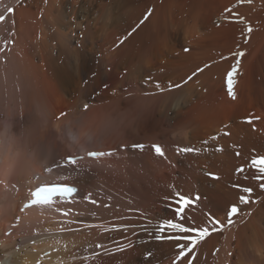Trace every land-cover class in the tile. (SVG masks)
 <instances>
[{
    "label": "bare ground",
    "instance_id": "bare-ground-1",
    "mask_svg": "<svg viewBox=\"0 0 264 264\" xmlns=\"http://www.w3.org/2000/svg\"><path fill=\"white\" fill-rule=\"evenodd\" d=\"M0 15V122L15 140L0 143L2 264L4 253L11 264H264V178L249 167L264 156V0H1ZM237 58L233 100L227 77ZM206 64L180 89H155ZM250 115L259 119L244 122ZM133 143H159L166 156ZM80 150L116 155L56 167ZM44 182L79 191L18 213L28 189ZM178 191L199 196L183 221L174 216ZM173 218L223 227L195 245L157 241L155 226Z\"/></svg>",
    "mask_w": 264,
    "mask_h": 264
},
{
    "label": "snow or ice",
    "instance_id": "snow-or-ice-1",
    "mask_svg": "<svg viewBox=\"0 0 264 264\" xmlns=\"http://www.w3.org/2000/svg\"><path fill=\"white\" fill-rule=\"evenodd\" d=\"M241 2H243V0H241ZM250 2V0H249ZM14 11L13 8L8 7L7 8V12L8 13H12ZM226 12H231V9H226ZM151 14V11H149L148 14L145 15L144 19L140 21V24H143L145 20L148 19V16ZM5 20V16L0 15V22H3ZM140 25H137V28ZM136 29H133V32ZM253 31V29L249 26L247 28V32L250 34ZM132 33H129L128 35H131ZM120 43H123V41L121 40ZM184 52H188L190 51V49L188 48H184L183 49ZM237 57H242L244 55L243 52H238L235 54ZM240 64V60L237 58L235 65H233L232 67V71L228 73V77H227V83H228V88H227V92L230 98H232L233 100L236 99V93L233 90V83H234V78H233V74L236 73L238 66ZM207 67H209L207 64L204 65L203 68H197L196 71H194L191 75L187 76L186 79H184L182 82H176V83H172L169 82L168 85H162L160 82H156L155 83V89L158 90L159 93H164L173 89H180L182 88L184 85H186L189 81H192L193 78L200 72H203ZM145 83H152L151 77H149L148 79L145 80ZM155 93H150V92H145L144 95H154ZM89 108V105L87 103H85L83 105V109L85 111H87ZM66 113H61L60 116H66ZM59 119V117H58ZM253 119H259V117H252L251 115L246 118V120L244 122L248 123V124H252L253 123ZM72 135V139L74 142H78L79 141V136L71 133ZM225 135H230V132H225ZM84 135H87V133H84ZM217 137H213V139H216ZM90 139V137H89ZM0 143H4L5 145L8 144H12L15 143L14 137L12 135L11 132V128L8 124V122L4 121V122H0ZM128 147V145H123L122 148L126 149ZM131 148L133 149H137L140 151H143L145 148H150L151 151L158 157H165L166 156V151L163 145L159 144V143H153L151 145H145L143 143H133L131 145ZM218 151H222V148H218ZM84 151V150H82ZM196 151L193 148L190 147H178L177 148V152L178 153H189V152H193ZM85 155L89 158H102V157H107V156H113L116 155V153L112 152V151H85ZM236 155L239 156L240 153L236 152ZM84 157L76 155V156H67L66 158H61L64 163H61L60 161H56L54 162L56 164V167L59 168H63L65 166L68 167H72L78 164L79 161H81ZM19 167V164L17 165ZM249 167L254 168L258 171V173L260 174L258 177L256 178H264V156H259V157H253L250 161ZM47 171H51L52 169H46ZM244 167L241 166L240 168L237 169L238 172L243 173L244 172ZM206 175H208L209 177L213 178V179H219L220 177L216 176L214 173H206ZM261 188L264 189V184H261ZM79 191L78 187L76 186H67V185H63V184H59V183H50V184H43L38 186L34 191H31V200L28 203L24 204V208H30L32 206L35 205H51L54 202V197H59L61 199L65 198V197H71L73 194L77 193ZM243 192L245 193H251L252 189L251 188H244ZM175 201L174 203L176 204V207L174 209V216L179 218V221H183L184 219H186L184 213L187 207L191 206L192 204L195 203V200L199 199V196H196L195 199L189 198L187 196H185L184 194H182L181 192H176L175 193ZM166 199H170V198H166ZM240 202L247 204L249 203V199L247 196H241L240 197ZM93 203H95V201H93ZM23 210V209H22ZM240 209L238 208L237 205H232L228 211V217H227V224L228 225H232L234 223L233 221V216L237 215L239 213ZM248 215H250V213H248ZM177 221L175 218L173 219H164L161 223H159L158 225L155 226V233H154V238L157 241L163 240V239H172V240H176V241H181V240H187L190 241V243L192 245H195L198 240H203L206 236H208L210 234L211 230H215V226L216 225H220L221 227H223V225H221V222L219 220H215L213 218V228L210 229L208 226H204V227H199V226H194L195 222L193 221L191 224H189L188 226H186L183 222H179ZM166 230H174L177 235H173V236H168L165 237L163 235H161V233L165 232ZM191 233H196L197 236L193 237L190 234ZM123 245L120 246L119 250L123 251L124 250ZM127 247H132L131 244H128ZM186 247V245H180L181 248V253L180 255H184V251L183 249ZM189 251H191V249H189ZM148 256H151V253H147L146 254V258Z\"/></svg>",
    "mask_w": 264,
    "mask_h": 264
},
{
    "label": "rangeland",
    "instance_id": "rangeland-1",
    "mask_svg": "<svg viewBox=\"0 0 264 264\" xmlns=\"http://www.w3.org/2000/svg\"><path fill=\"white\" fill-rule=\"evenodd\" d=\"M1 1V0H0Z\"/></svg>",
    "mask_w": 264,
    "mask_h": 264
}]
</instances>
